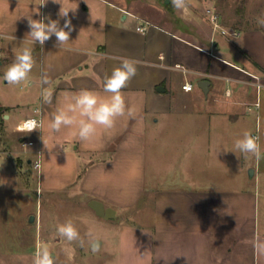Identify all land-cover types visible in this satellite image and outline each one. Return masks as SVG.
<instances>
[{
	"label": "crops",
	"instance_id": "1",
	"mask_svg": "<svg viewBox=\"0 0 264 264\" xmlns=\"http://www.w3.org/2000/svg\"><path fill=\"white\" fill-rule=\"evenodd\" d=\"M44 2L0 0V75L24 47L35 61L23 94L0 99L5 124L12 113L18 131L22 119L42 118V127L20 136L16 155L0 146L17 168L16 185H0V198L29 232L10 247L0 231V264H32L40 242L57 239L37 221L38 195L67 189L88 206L97 198L116 209V218H106L90 206L109 228L108 237H92L106 247L102 264H264L254 249L257 238L264 241V26L216 25L197 2L161 20L115 0H59L76 8L67 17L59 15L60 3ZM30 16L61 27L70 19L69 41L57 46L53 35L43 47L32 44ZM122 58L137 62V75L122 90L133 115L118 118L107 133L97 126L95 146L75 139L72 129L50 132L62 94L107 95L104 79ZM245 131L258 135L259 159L234 149ZM39 150L32 188L20 167L23 160L33 165Z\"/></svg>",
	"mask_w": 264,
	"mask_h": 264
},
{
	"label": "rangeland",
	"instance_id": "2",
	"mask_svg": "<svg viewBox=\"0 0 264 264\" xmlns=\"http://www.w3.org/2000/svg\"><path fill=\"white\" fill-rule=\"evenodd\" d=\"M120 4L128 5L141 15H145L154 20H161L164 14H175V8L170 0H115ZM198 8H201L210 20L223 21L229 26H254L260 25L259 19H264V0H188V3H196ZM205 4V5H204ZM215 15V16H214ZM47 22V20L45 21ZM218 32L220 28L216 26ZM3 74L0 75V99L4 101H14L16 97H20L26 90V86L9 85L3 79ZM27 83V81H24ZM23 98V97H21ZM16 102V101H15ZM13 102V103H15ZM21 112V111H19ZM18 121L17 113H12L11 118H5L0 127V146L10 149V153L16 155V152L11 150L20 147V136L26 131H18L15 128ZM22 149V147L20 148ZM15 159V157H14ZM17 159V158H16ZM23 160V159H21ZM21 164L24 183L32 185L34 188L38 179V169L29 162L23 160ZM0 185L13 186L16 185L14 175L17 168L10 160H6L4 155H0ZM262 184V204H261V220L264 221V175L261 180ZM1 189V188H0ZM35 190V189H34ZM2 191V190H1ZM2 196V195H1ZM2 198V199H1ZM0 198V224L1 232L5 242L10 247H18L20 239L28 235L25 229L21 228L19 220L16 215L10 210V204L4 197ZM41 198V200H40ZM37 221L40 218L44 221V232L52 233L57 238L55 241L49 243L41 241L39 246L46 245L50 251L54 252L55 264H102L107 257L106 247H94L92 237L109 236V228L106 219L98 216L91 207L84 202L83 198L77 194L72 193L67 189L60 192H44L40 197ZM40 214V215H39ZM40 216V218H39ZM71 220L80 233V240L69 242L61 237L57 232V226ZM95 249V251H93Z\"/></svg>",
	"mask_w": 264,
	"mask_h": 264
},
{
	"label": "clouds",
	"instance_id": "3",
	"mask_svg": "<svg viewBox=\"0 0 264 264\" xmlns=\"http://www.w3.org/2000/svg\"><path fill=\"white\" fill-rule=\"evenodd\" d=\"M55 2L60 3L59 0H55ZM170 2L177 11L184 10L188 6V0H170ZM45 3L46 0L41 5ZM75 9L62 5L59 15L67 17L69 11H75ZM258 23L264 26V19H259ZM28 26L30 31L27 36L31 37V43H38L42 47L53 35L56 37L57 46L66 44L72 31L70 19H66L63 27H61L58 20H52L47 17L32 19L30 16L28 17ZM34 63L32 48H22L15 56L14 61L7 67L3 79L9 85H19L27 81ZM136 65L137 62L135 60L129 58L121 59L119 66L114 67L111 74L104 79L103 92L107 95H101L88 89H81L75 93L64 92L48 124L50 132L58 133L62 129H72L71 135L75 139L86 145L95 146L98 136L97 126H100L107 133L114 128L118 118L123 117L126 113L133 115L132 110L127 109L122 90L137 75ZM41 83H48L46 76L42 78ZM44 100L47 103L52 102V93L50 91L45 90ZM40 127L42 125L36 121L27 120L22 123L19 130L31 133ZM41 139L43 140L42 136ZM258 139L251 132L245 131L241 138L234 141V149L245 156L250 154L259 159L261 147ZM43 142L46 147V142L44 140ZM37 167H40L39 163ZM57 232L69 242L80 240L81 244H83L80 239V233L71 220L58 225ZM254 249L257 254L264 255V241L257 238L254 242ZM32 264H55V257L46 245L39 246L34 254Z\"/></svg>",
	"mask_w": 264,
	"mask_h": 264
},
{
	"label": "water",
	"instance_id": "4",
	"mask_svg": "<svg viewBox=\"0 0 264 264\" xmlns=\"http://www.w3.org/2000/svg\"><path fill=\"white\" fill-rule=\"evenodd\" d=\"M200 85L205 89L204 84L201 83ZM249 172L253 173L254 168L251 167L249 169ZM89 205L95 209L97 214L103 217H106V218H116L117 217L116 209L114 207L105 205L103 201L97 198L90 199ZM35 218H36V215L34 213H32L29 217L31 221L35 220ZM99 244H100V239L96 238L93 241V246L97 247Z\"/></svg>",
	"mask_w": 264,
	"mask_h": 264
},
{
	"label": "built area",
	"instance_id": "5",
	"mask_svg": "<svg viewBox=\"0 0 264 264\" xmlns=\"http://www.w3.org/2000/svg\"><path fill=\"white\" fill-rule=\"evenodd\" d=\"M215 24L218 25V23L216 22V20H215ZM138 27L140 28L141 26H138ZM223 31H225V29H223ZM183 87L185 89H192L193 88V83L190 82V81H186L185 83H183ZM36 110H39V108H36ZM27 120H34L38 124H42V118H41V116L36 114V115H32V116H29V117H26V118L22 119L18 123V125H17L18 129H20V126L22 125V123L24 121H27ZM253 136H256L257 137L258 135L255 133V134H253ZM24 143H27V141H24ZM1 154H2V149L0 148V155ZM38 163H39V165L41 167V150L38 151V156L34 159V162H33L34 167H36L37 169H40V167H37V164ZM0 167H1V163H0Z\"/></svg>",
	"mask_w": 264,
	"mask_h": 264
},
{
	"label": "trees",
	"instance_id": "6",
	"mask_svg": "<svg viewBox=\"0 0 264 264\" xmlns=\"http://www.w3.org/2000/svg\"><path fill=\"white\" fill-rule=\"evenodd\" d=\"M6 110L7 107L0 103V127L2 126V121L4 119V113L6 112Z\"/></svg>",
	"mask_w": 264,
	"mask_h": 264
}]
</instances>
